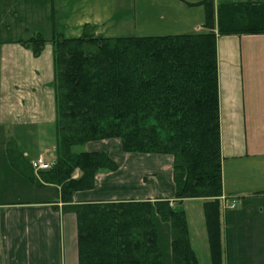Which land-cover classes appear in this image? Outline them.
<instances>
[{
	"label": "trees",
	"instance_id": "16d2710c",
	"mask_svg": "<svg viewBox=\"0 0 264 264\" xmlns=\"http://www.w3.org/2000/svg\"><path fill=\"white\" fill-rule=\"evenodd\" d=\"M202 2L207 30L200 32L108 37L87 23L76 37L54 32L56 158L40 177L60 186L66 209L77 215L79 264H164L156 214L174 230L173 264H199L179 205L189 198L206 200L212 264H222L217 39L264 33V0ZM47 41L36 32L20 43L38 56ZM113 138L127 153L173 156L176 205L168 199L73 204L74 193L92 189L98 173L118 169L108 151L83 147ZM10 145L12 164L28 173Z\"/></svg>",
	"mask_w": 264,
	"mask_h": 264
},
{
	"label": "crops",
	"instance_id": "0c3cea01",
	"mask_svg": "<svg viewBox=\"0 0 264 264\" xmlns=\"http://www.w3.org/2000/svg\"><path fill=\"white\" fill-rule=\"evenodd\" d=\"M39 1L21 3L31 10ZM52 1L51 30L68 37L79 36L86 23L96 27V34L108 37L122 30L131 31L136 25L146 31L156 25L154 28L160 32L133 36L189 34L205 28L202 0ZM214 1L216 5L221 2ZM66 7L70 8L68 12H64ZM14 16L3 20L12 24L16 19L17 36L0 39V264H79L77 215L66 209L60 186L43 183V170L32 166L33 161L45 159L46 155L52 162L56 158L53 45L46 44L35 56L20 40L36 32L44 33L43 30H30ZM51 21L45 16L44 21L40 18L37 23L49 26ZM29 31L33 33L23 36ZM217 58L224 185L219 207L222 226V221L227 225L229 220L240 223L241 209L253 203L258 206L257 214L264 213V33L218 36ZM100 142L103 141L88 142L85 149L108 151L118 169L98 173L92 189L74 193L73 204L129 200L154 203L159 199L178 203L174 201L172 155L126 153L121 146L95 147ZM11 143L29 164V174L12 164ZM32 177L42 185H36L30 180ZM233 198L237 201L235 210L227 211L232 204L228 201ZM196 200L195 205L188 202ZM205 201L189 198L181 203L185 204L190 241L199 264L202 258L196 243L207 257L204 263L212 264ZM155 220H159L158 214ZM166 232L169 244L174 232L168 228ZM221 242L224 251L223 237ZM163 259L165 264V255Z\"/></svg>",
	"mask_w": 264,
	"mask_h": 264
},
{
	"label": "rangeland",
	"instance_id": "374dc122",
	"mask_svg": "<svg viewBox=\"0 0 264 264\" xmlns=\"http://www.w3.org/2000/svg\"><path fill=\"white\" fill-rule=\"evenodd\" d=\"M21 2L22 0L0 1V39L13 38L14 36H17L15 34V29L18 26V22L16 21V19L12 22V24H9L7 21L3 20L4 17L9 18L11 15H15L18 16L17 19L22 21L25 26L27 27L29 26L30 30H37V28L42 29L44 32L42 34L48 40L47 44L50 43L52 45L51 39L53 38L55 32L51 30V26H52L51 19L52 20L54 19L53 1L40 0L38 5L33 9L31 8V10L29 7L26 8L25 4L23 5L22 4L23 2L22 3ZM18 3H20V6L15 7V5ZM11 5H14V7H10ZM69 10L70 8L68 7L64 8V12H68ZM45 16L46 17L49 16L50 18L51 22L49 26H47L48 24L45 25L44 24L45 22H43L42 24H40L39 22L37 23V21H39L40 18L44 21ZM59 18H60L59 21H63L61 17ZM151 26L153 28L148 29V31H146V30H140L136 25V27L131 31L122 30L121 32L114 33V37L155 34L156 32H160L157 31V28H154L156 27V25H151ZM201 29L202 30L200 31L207 30L206 27ZM146 32H151V33H146ZM32 33L33 31L32 32L29 31V33L27 34L24 32L23 36H29ZM101 141L103 142L95 144V147L99 148L108 145L110 147L113 146L114 147L113 149H118V146H121L122 148L121 140L118 138L106 139ZM85 146L83 147L84 149ZM83 148L79 147L78 149H83ZM45 157H46L45 158L46 161H48L49 163L52 162L53 159H50V156L46 155ZM55 157H56V151H55ZM190 199L195 200L193 198ZM188 202H194L193 205L198 203L197 200L188 201ZM228 202L232 203L231 207L233 208L230 207V210L227 209V211H231L233 209L235 210L234 206L235 204H237L236 199L235 198L230 199ZM188 204L189 203H187V205ZM179 205L181 206L182 203ZM183 206L185 207V204L182 205L181 207L184 208ZM257 207L258 206L255 203L244 206V208L242 207L243 209H241L242 215H241L240 223H237L235 221L232 222V220L231 221L229 220V222H227L228 225L225 222L223 223V221H222V226L220 224V228H222L221 237H223V242H224V251L222 249V252L224 254V259H222V264H264V213L257 214L256 213ZM204 213H205L204 217L206 220V212ZM156 222H157V228L160 233V241L163 248V253L166 256L165 264H168V261L172 262L173 256H172V245H171L172 241H170V243L168 244L169 235H167L166 229L168 228L169 231H174V230H172L169 223L163 222L161 219L156 220ZM206 225H207V220H206ZM188 226H189V221H188ZM192 235L194 236L195 232H192ZM196 246L198 248L199 255H201L200 258H202L201 259L202 264H205L204 260L207 257L201 250V247L198 245V243H196ZM167 250H169L170 252ZM168 253H170V256Z\"/></svg>",
	"mask_w": 264,
	"mask_h": 264
},
{
	"label": "built area",
	"instance_id": "2783aa9c",
	"mask_svg": "<svg viewBox=\"0 0 264 264\" xmlns=\"http://www.w3.org/2000/svg\"><path fill=\"white\" fill-rule=\"evenodd\" d=\"M53 162H48L43 158H39L35 161H33L32 166L34 167V169L36 170H46L49 169V167L52 166Z\"/></svg>",
	"mask_w": 264,
	"mask_h": 264
}]
</instances>
